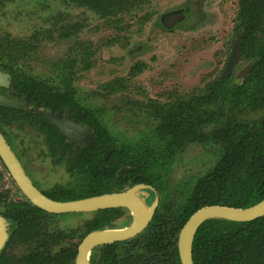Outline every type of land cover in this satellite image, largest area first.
Instances as JSON below:
<instances>
[{"label":"flooded vegetation","instance_id":"1","mask_svg":"<svg viewBox=\"0 0 264 264\" xmlns=\"http://www.w3.org/2000/svg\"><path fill=\"white\" fill-rule=\"evenodd\" d=\"M8 1L10 0H6L3 3H0V5H3L4 7ZM69 1L72 4L79 6L72 0ZM238 4L239 0L235 2L232 16L230 18L232 30L228 37V41L225 42L223 46V57L219 60L221 66L220 73L213 76L209 80L203 77V85L201 88H193L191 91L184 93L172 90L163 94L165 97L163 100H159L158 98L136 100L135 103L142 107L144 117L149 119L148 121H145L148 123L145 127L149 124L152 125L151 121L155 123L148 111L149 104L154 103L153 101H159L161 103L166 102L170 98V93H175L176 95H186V97H197V95L194 94H202L201 91L205 87L206 83L211 81H228L234 86H239L243 83L245 77L251 72L253 65H255L260 59L256 53H258L259 48L262 49L264 47L262 44L263 39H258L256 34L253 39L249 41L244 40V30L236 22ZM172 10H180L184 14V19L173 27H165L161 22V16L165 12ZM188 14H190V10L187 7L176 6L162 12L156 18V22L164 31L172 32L174 29L182 26L184 21L187 19ZM98 17L105 20L114 19L113 21L117 22L120 20V13L109 17ZM42 34L49 36V34L44 31ZM65 34L68 36L70 33L66 32ZM6 38L10 39V41H7L10 43V46L9 50H3L2 55L0 53V71L7 75L6 80L8 81V84L4 87L0 86V94L23 100L26 103V106L21 109H17L0 105V108L9 110L5 111L4 114H0V134L12 151L14 157L19 162L24 174L28 177L31 184L44 196L52 200L70 201L115 192L120 193L136 184L142 183L151 187L150 189L145 188L138 193L145 206L150 208L154 198L157 199V202L149 221L136 234L125 239L102 242L95 244L94 246H90L89 248H83L82 245L85 238L94 231L104 229H123L130 226L133 222V211L125 206L106 207L96 210H70L63 212H54L40 208L34 205L26 197L24 192H22L8 167L0 157V218H2L3 221V242H1L0 245V264H77L81 254L84 264H175L176 258L170 247L164 250L161 249V247L156 249H154L153 246L148 247V244L151 241L146 237V235H143V232L147 229L158 213L162 195L152 184L147 182L129 183L128 181V184L124 185L123 171L127 169V166L124 164L121 165V162L120 168L115 173V180L113 179L115 182L120 181V189H117L112 185L113 181L107 182L105 179L103 184H109V187L107 188L108 191L69 200L56 199V197L66 194L70 191V189L77 186L76 183H79V176H76L74 173L72 174L67 170V168L69 164L72 165L77 158L80 157L82 151L86 149V152H88L86 166L89 170H91V173L98 172V167L101 166L102 168L105 166L93 163L91 158V148L94 146V142L98 134V128H100V132H105L104 135L107 140L110 141V139H114L116 142L120 143L121 148L124 140L143 142V140L147 139L146 137L148 135H150L149 139L152 138L151 140H154L155 138L151 135V132H153L155 124L149 130L148 128H145V130L139 129L137 134L132 136L125 134L123 130L119 131L113 125L115 122H111V117L107 115L105 107L93 103L94 101L89 102V99H85L82 96L79 88L77 87L76 79L74 77L76 74L73 70V66H77L80 62L70 60L67 64L55 63L52 65L53 69H51V72L48 75H41L36 72L34 73L29 70V66H27L26 63V60L29 56H31L30 54L35 53V48L32 46V44H34L33 39L30 40L27 38H20L18 36L15 37L10 33L5 32L0 35V43L6 42ZM35 40H37V38ZM110 41L112 43L115 42L113 39ZM237 41H239L237 45V59L235 63L232 64L230 70H228L225 76L222 77L228 59L233 51V46ZM93 55L94 51L90 48V46L84 49L82 58L80 59L84 62L81 69L88 70L92 67L91 61L93 59ZM140 62L144 65L141 71L137 72L134 76L129 75L130 68L134 64L138 63V61L135 62L130 66L126 77H114L101 84L100 89L102 93L104 95H113L114 93L120 94V91L123 92L127 90L129 81L140 74L146 67V63L144 61L140 60L139 63ZM246 67V73L240 75L241 71ZM117 80L119 84L121 83L125 87L117 86L114 89H110L111 83H114ZM33 84H37L38 86L36 85L37 88L29 93V90L27 89L28 87L33 86ZM61 92H64L65 95H62ZM53 93H56V96L54 97L59 100V105L56 104L52 98ZM65 102H68L67 106H61V104ZM33 106H35L38 110L59 113L61 121L65 119L64 116L67 114L74 123H77L84 127V129L90 131V142H73L69 140L61 133L55 123L49 121L43 114L35 112L32 108ZM11 116H14V118L10 119ZM113 120H115V118H113ZM48 124L52 127H46ZM212 127L213 124L207 125L203 129L202 136L207 138L209 135L208 133L212 131ZM50 129L56 138L55 141H50L48 139V135L51 133ZM60 137L63 139L58 141V138ZM191 144H200L202 146H206L207 149H215L218 156L217 144L213 143L211 140H197L196 142H191L185 145L182 151L176 154L174 160H172V163L169 165V168H171L177 160V155L182 153L186 147ZM104 147L103 152L100 154V158L106 163L111 155L116 151L117 146L111 145ZM106 153L107 155L105 156ZM122 157L123 152L120 151V160H122ZM34 161H36L40 169H30V164L34 163ZM214 161H212V164L204 171L190 175L188 179L176 182L175 184L172 180H170V176H168V174L165 177L168 189L167 196H169V199L166 201L168 206H166L165 212L166 217L169 220L174 219L173 226L178 225V218L176 216V220L173 214H175L179 210L178 208H180V205L184 204L189 198V195L192 193V185H194V181L201 175H204L212 167ZM57 166L63 167L69 174L70 179L66 182H58L53 176L48 174L51 167L53 168ZM72 172L74 171L72 170ZM36 173L39 174L40 178H37ZM204 206L211 205H201L200 207H197L186 218L184 223L193 213ZM106 209H115V216H113L110 220L106 218L108 223L101 226L103 219L100 217L96 218L95 212ZM239 222L247 221H235L225 218L205 219L199 224L194 233L191 253L193 251L194 239L198 231L201 236L199 241L200 246H202V248H206L213 244L216 249L215 254L222 251V249H226L228 252L241 250V245H235L232 239V236L238 227L237 223ZM182 226L178 231L175 243L178 259L179 254L177 241ZM114 243L116 246H114L112 250L114 253L117 252L119 254V259H117L111 251L109 254L107 253L109 250H107L108 247L106 246Z\"/></svg>","mask_w":264,"mask_h":264},{"label":"trees","instance_id":"2","mask_svg":"<svg viewBox=\"0 0 264 264\" xmlns=\"http://www.w3.org/2000/svg\"><path fill=\"white\" fill-rule=\"evenodd\" d=\"M4 1L6 0H0V3ZM72 1L98 16L109 17L117 13H130L143 0ZM150 17V13H145L138 21L144 24ZM236 18L237 24L244 30V40L249 41L256 34L258 39H263L264 47V0H239ZM7 41L10 39L6 38V42L0 43L1 55L4 49L9 50L10 43ZM256 54L260 59L239 86L231 85L228 81H211L206 83L202 94H194L197 97L170 93L166 102L153 101L154 103L149 104V114L155 121V128L151 132L154 140L149 139L150 135L143 142L124 140L120 148V143L114 139L107 140L105 132H100L98 128L91 148V158L93 163L105 166H100L98 172L91 173L86 166L88 152L86 149L82 151L80 157L67 168L69 172L79 176V183L56 199L69 200L108 191L109 184H103V181H113L121 162V165L127 166L123 171L124 185L128 181L147 182L162 195L157 215L143 232L151 241L148 247H161L163 250L170 247L176 258L175 264H180L175 246L177 234L186 218L197 207L212 204L247 207L264 198V48H259ZM143 67L141 62L134 64L129 75L134 76ZM36 85L28 87L29 93L37 88ZM117 86L125 87L117 80L111 83L110 89ZM61 94L65 95L64 92ZM54 96L56 93H53L52 98L59 105V100ZM67 104L65 102L61 106ZM5 111L9 110L0 108V114ZM13 118L14 116L10 117ZM210 124H213L212 131L207 138L203 137V129ZM46 127L52 126L48 124ZM50 131L48 139L55 141L56 138L51 129ZM62 139L60 137L58 141ZM197 140H211L217 144L218 156L212 167L194 181L189 198L173 214L176 220L178 218V225L173 226L174 219L169 220L165 212L168 206L166 201L169 199L165 177L176 154L185 145ZM111 145L117 146V149L105 163L100 154L104 146ZM120 151L123 152L122 160ZM112 185L120 189V181H113ZM115 211L106 209L95 212L96 218L100 217L105 221H102L101 226L108 223L106 218L110 220L115 216ZM237 224L232 239L235 245H241V250L228 252L222 249L215 254L213 244L206 248L200 246L201 236L198 231L192 251L194 264H264V215ZM114 246L115 243L106 246L109 250L107 253L111 251L119 259V254L112 250Z\"/></svg>","mask_w":264,"mask_h":264},{"label":"rangeland","instance_id":"3","mask_svg":"<svg viewBox=\"0 0 264 264\" xmlns=\"http://www.w3.org/2000/svg\"><path fill=\"white\" fill-rule=\"evenodd\" d=\"M236 1L143 0L132 13L120 14L115 22L101 19L69 0H10L4 7L0 5V35L8 32L33 39L35 53L26 63L34 73L48 75L55 63L80 62L73 70L82 96L105 107L113 125L132 136L155 124L151 121L152 125L145 127L149 119L136 100H163V94L172 90L184 93L201 88L203 77L209 80L220 73L219 60L232 30L230 18ZM176 6L187 7L190 14L181 27L164 31L156 18ZM145 13L152 17L141 25L138 20ZM66 32L70 34L66 36ZM89 46L94 51L92 67L81 69L84 62L80 59ZM140 60L146 67L129 81L127 90L113 95L102 93L101 84L114 77H126L130 66ZM216 156L215 149L188 145L177 155L168 176L174 184L186 180L208 168ZM30 169L40 167L34 161ZM48 174L58 182L70 179L61 166L51 167ZM36 176L40 178L38 173Z\"/></svg>","mask_w":264,"mask_h":264},{"label":"water","instance_id":"4","mask_svg":"<svg viewBox=\"0 0 264 264\" xmlns=\"http://www.w3.org/2000/svg\"><path fill=\"white\" fill-rule=\"evenodd\" d=\"M162 24L165 27H173L184 19V14L180 10H172L162 14ZM233 46V51L228 59L227 65L223 71L222 77L230 70L233 63L237 59V45ZM247 67L241 71L240 75L246 73ZM7 75L0 71V86H7ZM0 105L21 109L26 106L23 100L14 97L0 94ZM37 113L43 114L49 121L55 123L61 133L73 142H90V131L84 129L77 123H74L66 114L63 121L59 118V113H53L46 110H38L35 106L32 107ZM108 153V152H107ZM105 154V156L107 155ZM0 157L8 167L10 173L15 179L19 188L24 192L26 197L36 206L45 210L54 212H63L70 210H96L106 207L125 206L133 211V222L130 226L123 229H104L94 231L88 235L84 242L83 248H89L95 244L102 242H111L113 240L128 238L139 232L149 221L154 208L156 207L157 199L151 203L150 208H147L142 202L138 193L151 187L146 184H136L123 192H115L92 196L84 199L70 201H55L39 192L24 174L19 162L14 157L12 151L4 141L0 134ZM264 215V198L259 202L244 208L228 207L222 205L204 206L193 213L182 226L177 241L178 254L181 264H193L191 245L194 233L199 224L207 218H225L235 221H250ZM2 218H0V245L3 242ZM77 264H84L82 254L79 256Z\"/></svg>","mask_w":264,"mask_h":264}]
</instances>
